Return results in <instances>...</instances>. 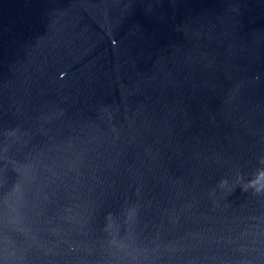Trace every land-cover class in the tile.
Wrapping results in <instances>:
<instances>
[{
	"label": "water",
	"instance_id": "obj_1",
	"mask_svg": "<svg viewBox=\"0 0 264 264\" xmlns=\"http://www.w3.org/2000/svg\"><path fill=\"white\" fill-rule=\"evenodd\" d=\"M0 264H264V0H0Z\"/></svg>",
	"mask_w": 264,
	"mask_h": 264
},
{
	"label": "clouds",
	"instance_id": "obj_2",
	"mask_svg": "<svg viewBox=\"0 0 264 264\" xmlns=\"http://www.w3.org/2000/svg\"><path fill=\"white\" fill-rule=\"evenodd\" d=\"M257 191H259V189H257Z\"/></svg>",
	"mask_w": 264,
	"mask_h": 264
}]
</instances>
